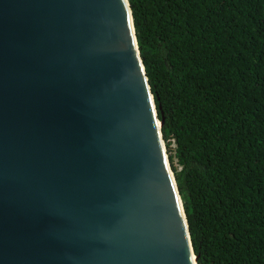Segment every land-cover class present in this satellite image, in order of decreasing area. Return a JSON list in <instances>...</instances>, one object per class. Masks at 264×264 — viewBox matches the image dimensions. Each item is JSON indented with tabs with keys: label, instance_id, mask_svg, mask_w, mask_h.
<instances>
[{
	"label": "water",
	"instance_id": "1",
	"mask_svg": "<svg viewBox=\"0 0 264 264\" xmlns=\"http://www.w3.org/2000/svg\"><path fill=\"white\" fill-rule=\"evenodd\" d=\"M129 0H0V264H198Z\"/></svg>",
	"mask_w": 264,
	"mask_h": 264
},
{
	"label": "trees",
	"instance_id": "2",
	"mask_svg": "<svg viewBox=\"0 0 264 264\" xmlns=\"http://www.w3.org/2000/svg\"><path fill=\"white\" fill-rule=\"evenodd\" d=\"M198 264H264V0H129Z\"/></svg>",
	"mask_w": 264,
	"mask_h": 264
},
{
	"label": "rangeland",
	"instance_id": "3",
	"mask_svg": "<svg viewBox=\"0 0 264 264\" xmlns=\"http://www.w3.org/2000/svg\"><path fill=\"white\" fill-rule=\"evenodd\" d=\"M167 147V146H166ZM167 152H168V150H167ZM169 155V154H168Z\"/></svg>",
	"mask_w": 264,
	"mask_h": 264
}]
</instances>
